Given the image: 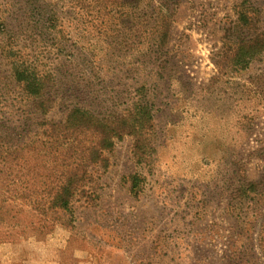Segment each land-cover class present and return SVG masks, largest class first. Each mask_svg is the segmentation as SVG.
<instances>
[{
  "label": "rangeland",
  "instance_id": "rangeland-1",
  "mask_svg": "<svg viewBox=\"0 0 264 264\" xmlns=\"http://www.w3.org/2000/svg\"><path fill=\"white\" fill-rule=\"evenodd\" d=\"M31 1L0 0V264H264V200L237 197L264 174V54L239 72L214 65L234 6L264 32V0L166 2L160 51L149 13L113 6L100 20L94 0H45L50 26L33 21ZM29 65L47 78V114L13 78ZM137 100L152 116L141 158L133 136L114 139L70 211L42 217L50 173L28 149L45 123L72 106L123 115Z\"/></svg>",
  "mask_w": 264,
  "mask_h": 264
},
{
  "label": "trees",
  "instance_id": "trees-1",
  "mask_svg": "<svg viewBox=\"0 0 264 264\" xmlns=\"http://www.w3.org/2000/svg\"><path fill=\"white\" fill-rule=\"evenodd\" d=\"M77 1L92 5L87 0ZM173 1L175 4L170 3ZM176 1L94 0V3L100 20H103L101 15L104 11L113 6H118L117 9L120 8L122 11L126 8L128 19H131L132 14L136 15L133 11L139 12V15L141 12L151 14L149 18H144V23L147 24L153 19L152 21L159 25L156 27L155 39L154 36L152 37L153 46L160 51L169 38L171 16L174 14L172 10H169V4L176 7ZM166 2H169L168 9H164ZM29 5L28 12L32 14L33 19H36L33 21L50 26L57 21L56 14L43 10L45 6L51 7L45 3V0H32ZM141 6L143 8H139ZM42 11L47 13L46 17L41 16ZM250 15V12L234 6V20L230 21L228 28L225 29L226 35L223 36V41L228 43V48L226 52L218 55V61L214 63L218 71L226 69V61L232 71H243L253 60L264 54V32L256 28L257 22ZM134 19L140 20V16L136 15ZM250 30L253 33H250ZM36 72L38 70L30 65L28 68L15 67L13 78L17 84L21 85L23 94L33 102V111L47 114L52 109V100L45 87L47 78ZM148 107L145 101L137 100L130 111L123 115L97 116L88 109L72 106L67 110L63 121L45 123L47 126L45 138L37 143L39 147L30 146L32 149H28V163L39 157L41 161L43 159L42 169L50 173L49 176L45 175L50 184L43 190L47 200L41 208H38L42 217L49 213L54 219H58L56 218L58 213L70 211L73 199L84 191L83 184L91 174L90 170L93 167L103 169L107 167L104 153L113 147L114 139L123 135L133 136L135 155L138 159L141 158L145 148L146 132L152 128L151 110ZM263 188L264 174L256 182L242 183L237 197L251 199L256 206L264 200ZM32 212H36V208H33ZM259 246L264 255V220L259 232Z\"/></svg>",
  "mask_w": 264,
  "mask_h": 264
}]
</instances>
